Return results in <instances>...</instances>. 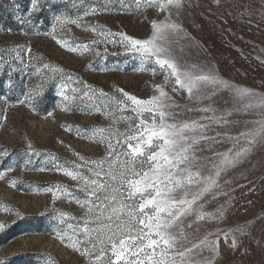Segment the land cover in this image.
<instances>
[{"label": "rangeland", "instance_id": "1", "mask_svg": "<svg viewBox=\"0 0 264 264\" xmlns=\"http://www.w3.org/2000/svg\"><path fill=\"white\" fill-rule=\"evenodd\" d=\"M128 38L155 40L179 70L214 73L230 88L207 100L190 97ZM236 88L264 97V0H181L179 8L166 0H39L35 8L33 0H0V264L115 260L109 233L101 244L93 231L103 197L89 195L101 191L91 181L107 183L109 165L126 159L129 138L160 123L153 105L137 111L128 97L147 102L161 91L171 105L163 110L173 114L166 123H209L201 117L213 112L197 110L205 107L231 113L229 124L213 122L206 132L220 133V143L202 142L197 156L247 150L201 196L197 212L170 230L173 251L184 253L175 264H264V140L239 136L264 123V109L244 108ZM139 159L136 170L149 171L151 162Z\"/></svg>", "mask_w": 264, "mask_h": 264}, {"label": "snow or ice", "instance_id": "2", "mask_svg": "<svg viewBox=\"0 0 264 264\" xmlns=\"http://www.w3.org/2000/svg\"><path fill=\"white\" fill-rule=\"evenodd\" d=\"M38 2L39 0H33L34 8ZM148 2L151 4L155 0H148ZM166 3L179 8L181 0H166ZM159 6L163 7V5ZM165 27L174 28L175 25ZM128 39L138 52L149 58L155 57L156 63L161 68L167 67L175 78V85L186 89L190 97L207 100L215 94V90L230 88V85L218 79L214 73L193 75L188 71L179 70L173 61L162 58L167 56V49L158 47L155 40L142 42ZM232 91L236 98L243 102L244 108L264 109V97L257 96L248 89L236 88ZM165 98L170 99L163 91L160 92L159 97H153L147 102L140 101L136 97H128L137 105V111L139 106L145 103L153 105L158 110L153 115L159 116L160 123L154 124L151 128H145L147 137L145 133H139L138 136L129 138L128 151L124 153L126 159L120 163L117 157L118 166L116 168L109 165L105 173L107 183L97 185L96 180L91 181L94 188H99L101 191L98 195L93 190L89 195L97 200L103 197V202L95 205L99 215L95 217L94 222L99 227L93 231L97 233L96 238L101 244L105 243L101 237L105 232L109 233L108 243L111 247V255L115 258L114 261L110 260L109 264H175V256L183 258V252L173 251L176 237L170 230L179 226L181 217L196 213L197 209L194 205L201 196L215 186L217 179L228 166H235L246 155V149L238 151L229 149L227 153L213 152V157L197 156V152L204 151L200 147L202 142L220 143L218 139L220 133H217L215 137H209L206 132L213 122L229 124L227 116L231 113L216 116L212 108L205 107L197 110L205 113L213 112L212 116L201 117V120H207L209 123L196 120L166 123L167 119H173V114L163 110L171 107L163 103ZM257 124L260 126L248 132H242L239 136L244 137L250 144L256 142L257 139L264 140V123L257 121ZM137 131L139 132V129ZM154 138L159 143L153 145ZM132 140L136 141L135 146ZM143 148H148L151 154L145 157ZM153 148L155 150H152ZM109 149L111 150V144H109ZM140 157L151 162L149 171L136 170L137 165L143 168V161L139 159ZM209 162L211 163L210 174L202 175ZM67 174L72 175L70 172ZM131 177H137V179ZM72 178L76 179L75 176ZM118 196H123L124 201H119ZM134 197H139V201L128 204L127 202L133 201ZM114 204H118L119 207L113 206ZM125 208L128 209L126 212ZM91 211L92 209L89 208V212ZM147 213H153V215L149 216ZM137 217L144 218L137 219ZM197 218L203 219V215H198ZM146 219L150 222L146 223ZM138 226L140 231L136 232L135 229ZM145 228L148 229L147 232L143 231ZM87 231L88 229H85L86 234ZM153 235L156 239L150 238ZM117 240L118 243L115 242ZM158 248L160 249L159 254H157ZM147 250H150V253ZM186 251L190 252L191 249H186ZM84 254H88L87 249L84 250ZM103 255L104 252L101 249L95 258L99 260Z\"/></svg>", "mask_w": 264, "mask_h": 264}]
</instances>
